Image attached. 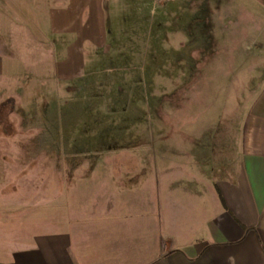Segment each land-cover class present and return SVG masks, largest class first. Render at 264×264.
<instances>
[{"label":"rangeland","instance_id":"374dc122","mask_svg":"<svg viewBox=\"0 0 264 264\" xmlns=\"http://www.w3.org/2000/svg\"><path fill=\"white\" fill-rule=\"evenodd\" d=\"M41 4L0 0L1 231H54L81 198L150 211L135 188L153 167L163 193L177 175L211 180L236 162L264 86V0H111L106 43L60 80ZM161 199V215L190 214Z\"/></svg>","mask_w":264,"mask_h":264},{"label":"crops","instance_id":"0c3cea01","mask_svg":"<svg viewBox=\"0 0 264 264\" xmlns=\"http://www.w3.org/2000/svg\"><path fill=\"white\" fill-rule=\"evenodd\" d=\"M40 6L53 40L55 77L76 78L94 61L88 50L106 43L117 9H110L111 0ZM5 62L0 51V79L7 78ZM247 110L235 137L236 162L223 175H177L161 193V171L153 167L135 188L148 191L142 201H150V211H129L124 195L75 200L80 214L54 231L0 229V264H264V86ZM161 194L170 211L188 206L190 214L177 221L161 215Z\"/></svg>","mask_w":264,"mask_h":264}]
</instances>
